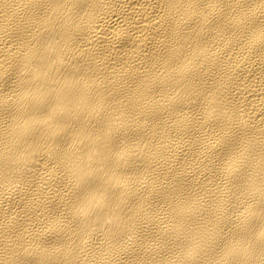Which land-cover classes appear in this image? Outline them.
I'll return each mask as SVG.
<instances>
[{
    "label": "bare ground",
    "instance_id": "obj_1",
    "mask_svg": "<svg viewBox=\"0 0 264 264\" xmlns=\"http://www.w3.org/2000/svg\"><path fill=\"white\" fill-rule=\"evenodd\" d=\"M0 264H264V0H0Z\"/></svg>",
    "mask_w": 264,
    "mask_h": 264
}]
</instances>
